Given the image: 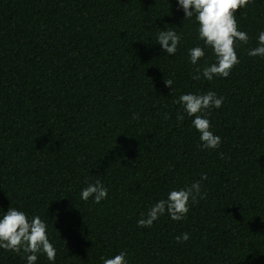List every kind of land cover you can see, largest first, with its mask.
I'll list each match as a JSON object with an SVG mask.
<instances>
[{
	"label": "trees",
	"instance_id": "obj_1",
	"mask_svg": "<svg viewBox=\"0 0 264 264\" xmlns=\"http://www.w3.org/2000/svg\"><path fill=\"white\" fill-rule=\"evenodd\" d=\"M236 19L250 37L240 63L227 78L193 80L188 50L203 42L178 0H0V217L15 207L45 220L54 264H102L123 250L129 264H264V58L247 54L264 0ZM167 28L182 37L175 55L157 43ZM205 52L201 68L215 61ZM207 91L225 98L208 117L216 150L201 149L176 103ZM202 173L206 196L185 220L137 226ZM96 180L108 198L83 201ZM0 264L26 258L0 249Z\"/></svg>",
	"mask_w": 264,
	"mask_h": 264
},
{
	"label": "clouds",
	"instance_id": "obj_2",
	"mask_svg": "<svg viewBox=\"0 0 264 264\" xmlns=\"http://www.w3.org/2000/svg\"><path fill=\"white\" fill-rule=\"evenodd\" d=\"M253 2L254 0H178V7L184 12V20L195 17L198 39L203 42V47L198 45L188 50L190 63L196 66L193 80H200L201 74L207 81H213L214 77L227 78L240 63L236 49L239 44H248L250 37L245 31L238 30L236 13ZM156 39L164 53L175 55L182 37L167 28L160 30ZM257 43L258 46L249 49L247 54L250 57L264 58V31L259 32ZM205 48L212 50L215 61L201 68L198 62L205 58ZM164 83L172 89V79L164 80ZM224 99L214 91H207L201 94H182L176 101L182 106L183 113L192 118L193 127L200 133L202 150H216L222 143L221 137L211 130L212 124L208 117L213 109L222 107ZM177 118L182 121L185 115L178 114ZM133 119H138V116L134 114ZM220 156L223 158L224 154L220 153ZM207 179V174L202 173L199 181L170 190L166 198L150 207L146 218H141L137 226L150 228L154 221L165 214L173 221L185 220L192 204L205 198L206 192H202V184ZM108 192V188L100 180H96L82 188L80 197L85 202L91 198L94 203L99 204L108 198ZM189 239L190 234L187 232L175 237L177 243ZM0 249L23 255L26 264H36L39 255H46L47 260L54 264L57 255V250L49 239L46 221L39 215L29 218L27 213L15 207H9L0 217ZM127 257V250H123L111 258L101 256L100 259L102 264H129Z\"/></svg>",
	"mask_w": 264,
	"mask_h": 264
}]
</instances>
